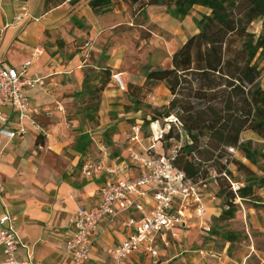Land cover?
I'll list each match as a JSON object with an SVG mask.
<instances>
[{
	"label": "crops",
	"instance_id": "0c3cea01",
	"mask_svg": "<svg viewBox=\"0 0 264 264\" xmlns=\"http://www.w3.org/2000/svg\"><path fill=\"white\" fill-rule=\"evenodd\" d=\"M44 5L45 0H0V62L20 67L39 48L28 75L37 72L46 81L44 86L25 89L32 108L29 116L22 121L11 106H3L9 117L8 126L15 130L23 127L27 133L12 139L0 134V216L9 214L13 218L22 242L17 252L19 259L31 256L40 264H72V257L66 250L70 216L79 205L97 209L100 187L106 180L139 176L143 172L142 167L130 164L124 168L121 165L128 156V147L131 145L141 152L146 150L153 145L154 135L162 128L159 120L151 121L152 135L145 144L142 124H138L139 141L131 142L130 134L126 145L118 147L120 134L115 133L112 140L105 134L107 128L116 127L114 123L108 125L107 122L111 121L108 116H103L101 122L92 128L87 125V115L80 109V93L87 71L108 66L113 73L121 72L128 79L130 77L129 72L120 69L125 59V48L108 46L112 38L111 30L125 24L121 10L96 14L88 0H66L47 11ZM165 9L164 5H150L143 16L158 23L161 19L181 23L166 11L161 12ZM204 12L209 10L205 8ZM18 14L23 19L14 21ZM197 31L198 28L194 33ZM88 38L101 46L93 45L87 56V51L83 50V46H78V42ZM145 80L146 71L143 82ZM113 83L110 82L104 92L102 114L109 105L115 113V97L128 89V84L126 90H122L115 81ZM134 88L137 87L134 85ZM32 121L39 125V130L34 128ZM82 134H88L91 139L85 151L76 148ZM158 143H161L160 139L155 143L156 152H164L158 150ZM101 146L107 148V155H103ZM101 159L110 166L120 165V173L111 174L104 170L91 177L84 175L83 165L86 162ZM201 197L205 212H194L196 203L192 204L189 210L193 214L187 215L186 226L180 229L179 236L170 237L168 246L159 240L160 257L157 264H170L171 259L161 262V258L177 244L182 246L180 238H188L192 228L199 226L206 231L211 230L208 212L211 210L216 215L218 212L210 205L212 200L203 193ZM143 203V212L130 210L125 217L140 218L143 214H149L152 200L144 198ZM127 235L128 232L118 223L111 224L107 219H102L93 231V249L84 264H109V248L120 243ZM177 256L180 257L171 264H189L186 255L178 253ZM3 260L4 254L0 249V263ZM124 264L153 262L152 257L141 249L125 258Z\"/></svg>",
	"mask_w": 264,
	"mask_h": 264
},
{
	"label": "trees",
	"instance_id": "16d2710c",
	"mask_svg": "<svg viewBox=\"0 0 264 264\" xmlns=\"http://www.w3.org/2000/svg\"><path fill=\"white\" fill-rule=\"evenodd\" d=\"M64 1L45 0V10ZM88 4L96 14L119 9L132 17L145 14L150 5H164L167 13L178 19L188 16L196 6L209 10L195 19L198 31L174 52L170 68L147 67L146 82L165 83L172 99L168 105L154 108L150 119L145 116L143 122L148 128L151 121L172 115L180 122L177 131L170 125L160 142L166 141L167 146L172 140L180 142L175 145L174 165L184 171L188 181L198 185L200 193L208 181L216 183V196L224 204L211 228L218 234L215 221L235 217L239 209L236 200L256 202L255 189L264 187V176L251 166L264 160V71L259 67L264 57V22L257 37L248 31L250 24L264 19V0H88ZM236 40L240 45L233 47ZM112 75L110 68L87 71L81 96L98 98ZM91 78L99 79L100 87L91 85ZM133 103L138 109L139 100L134 98ZM94 109L98 110V103ZM87 117L95 118L90 112ZM245 131L253 132L260 141L243 138ZM90 143L89 135L82 134L76 148L85 151ZM230 148L249 163L235 156L222 162ZM211 160L214 164L209 169L205 164ZM235 171L244 175L243 180ZM234 182L239 183L237 187ZM222 236L229 242L237 239L233 231H225Z\"/></svg>",
	"mask_w": 264,
	"mask_h": 264
},
{
	"label": "built area",
	"instance_id": "2783aa9c",
	"mask_svg": "<svg viewBox=\"0 0 264 264\" xmlns=\"http://www.w3.org/2000/svg\"><path fill=\"white\" fill-rule=\"evenodd\" d=\"M22 19L21 14L14 17V21ZM89 44L86 42L85 46ZM39 50L37 48L33 57L22 63L20 67L7 66L0 62V134L10 139L18 135L23 136L27 131L23 127L15 130L8 126L9 117L4 112L3 106H11L17 113L18 119L22 121L29 116L32 108L25 89L46 84L44 77L37 72L28 75ZM112 77L120 89L126 90L127 83L123 73H113ZM32 124L35 129H40L35 121H32ZM139 133L140 126H134L130 141L138 142ZM163 134L164 130L161 129L154 135L153 145L142 152L131 145L128 147V156L123 159L121 165L124 168L130 164L142 167L143 172L139 176L106 180L100 187L98 208L79 205L76 212L70 216L66 250L72 257V264H84L90 258L94 243L93 231L102 219H107L111 224L118 223L128 232L125 239L109 248V264H124L125 258L141 249L152 257L153 264H157L160 257L159 240L168 246L171 242L170 237L179 236L180 229L186 226L187 215L193 214V211L189 210L192 204L196 203L194 212L198 214L205 212L206 208L198 185L188 181L184 171L174 165L178 147L175 146L168 153L156 152L155 143ZM230 150L235 151L233 148ZM101 151L103 155L108 154L105 146H101ZM120 169V165L110 166L102 159L89 161L83 165V173L88 177L102 173L104 170L111 174H119ZM144 198L152 200L149 214H143L140 218L125 217V213L130 210L143 212ZM21 245L11 215L0 216V249L4 254V260L0 264H40L31 256L27 259H19L17 252Z\"/></svg>",
	"mask_w": 264,
	"mask_h": 264
},
{
	"label": "rangeland",
	"instance_id": "374dc122",
	"mask_svg": "<svg viewBox=\"0 0 264 264\" xmlns=\"http://www.w3.org/2000/svg\"><path fill=\"white\" fill-rule=\"evenodd\" d=\"M163 11H166V9L161 12ZM204 11L205 8L203 7H195L188 16L179 19L181 23H175L169 19H161L158 23L144 17L143 14L132 17L128 12L121 11L125 24L111 30L112 38L108 46L125 48V59L120 69L130 73L129 79L126 74H123L128 89L115 97L117 105L115 113L111 111L112 108L109 105L106 111L103 110L104 113L102 114L104 92L110 82L114 84L112 76L108 79L105 88L99 91L98 98L90 99L88 95L81 96L80 109L84 111V114L87 115L90 112L95 117L94 120L87 117V125L93 128L101 122L102 118L108 116L111 120L107 122L108 125L114 123L116 127L115 129L109 127L105 131L111 140L115 133H119L121 138L117 142L118 147H123L128 141V136L133 132V127L142 124L141 129L145 134V144H148V137L152 135V130L150 126L148 128L144 126L143 118L146 116L147 119H150L154 108L168 105L172 99V94L163 82L148 83L146 80L143 82L146 68H170L174 52L197 30L195 19H199ZM263 22L264 19L253 22L248 26V31L254 33L257 37L262 30ZM89 39L78 42V46H83V50L87 51L86 54L92 50L93 45L95 47L101 46L98 42ZM85 41L90 44L85 46ZM232 42L233 47L240 45L238 40ZM259 67L264 71V57L259 60ZM105 68L110 67L106 66ZM100 69L93 70L98 72ZM261 82L263 84L262 79ZM140 83L143 84L140 85ZM90 84H96L98 87L101 85L100 80L97 78H91ZM134 85L137 88L133 89ZM133 98L139 100L138 109L134 106ZM95 103H98V110L94 109ZM88 105L91 106L88 107ZM86 107H88V110ZM159 123L164 133L168 131L170 125L176 131L180 126L179 121H176V117L173 115L166 119H159ZM243 138H253L260 141L258 136L251 131H245ZM183 141H185V136ZM173 144L179 145L180 142L172 140L171 146H167L166 141L163 140L157 144V148L168 153ZM233 156L249 163L240 152L237 150L233 152L229 149L225 152L221 161L225 163L227 159ZM213 164V160L208 161L205 167L209 166L210 169V165ZM229 165L235 170L232 163ZM251 166L259 175L264 176V160L258 166ZM211 172L215 173L212 169ZM235 175L243 180L244 175L242 173L235 171ZM238 184V182H234V187H237ZM202 193L212 200L210 205L215 207L218 212V215L213 214L211 210L208 212L212 228L214 217L221 214L224 204L222 199L216 196L215 182L208 181ZM255 198L256 202L242 201L238 198L236 202L239 203V209L235 217L215 221V229L219 232L218 234L212 230L206 231L199 226L192 228L188 238L184 240L183 237L180 238V241H183L182 246L177 244L175 248L169 249L167 254L161 258V262L171 259L169 263H175L180 257H176V255L182 253V255H186V261L189 264H264V187L255 189ZM225 231H233L236 233L237 239L233 242L227 241L222 236Z\"/></svg>",
	"mask_w": 264,
	"mask_h": 264
}]
</instances>
